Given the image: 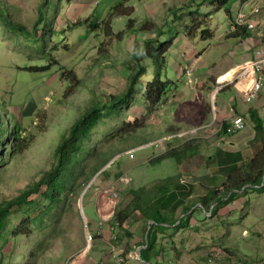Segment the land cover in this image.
<instances>
[{
  "label": "rangeland",
  "instance_id": "rangeland-1",
  "mask_svg": "<svg viewBox=\"0 0 264 264\" xmlns=\"http://www.w3.org/2000/svg\"><path fill=\"white\" fill-rule=\"evenodd\" d=\"M45 1L0 0V7L6 9L12 20L25 26L29 32L37 29L41 35V30L46 27L47 24L43 22L36 25L41 12L48 21L52 20L51 26L56 30V36L46 39L45 52L52 56V69L47 75L24 70L30 66H47L44 55L37 54L30 59L28 54L35 53L22 50L29 48L23 43L27 39L5 36L2 34L4 28L0 27V40H4L0 45V98L22 106L20 113L25 118L23 136L31 138L24 153L0 171V203L18 196L29 184L40 180L42 174L50 170L62 136L89 111L95 101L106 102L109 97L121 95L128 89L133 71V52L138 46L142 48L146 40L155 37L158 30L164 32L163 37H159V43L169 46L173 41L166 55L163 79H170L175 85L168 90L165 96L168 100L163 101L161 109L158 107L145 115V99L141 96V102L133 104L123 113L124 120L128 119L127 122L132 125L126 134H116L121 121L115 122L109 118L105 124L101 123L98 136L102 137L101 132H108L107 141L98 139L95 144L98 148L96 154L103 155L106 165H110L106 166L103 173L101 171L105 165L98 166L91 183L88 182L86 187L82 185L75 195V202L67 206L63 220L56 224L54 231H50L51 237L43 239L41 235L30 240L20 239L14 256L15 264H25L30 249L44 240L43 248L38 251L37 264H65L69 258L76 257L87 247L86 229L91 235H97L100 223L98 215L102 220L117 217L128 208L134 199L133 192L141 188V185L150 186L156 182L150 179H163L180 169L172 159L166 161L165 165L152 166L150 164L156 161L148 162L154 151L163 150L164 147L154 143L163 135L185 133L188 138L199 140L200 143L194 145H200L202 151L195 159H188L186 167L190 165L195 166L199 172L208 171L207 155L215 147L203 143V139H197L208 138L211 134L206 132L216 129L215 125H211L214 112L212 109L207 112V109L212 107L213 101L217 105L224 103L223 100L228 101V90H241L240 84L243 81L235 82L214 100L208 91L200 93L208 104L203 112L199 111L203 104L198 98L194 99L192 90L214 89L216 82L212 81L215 80L213 75L224 82L230 79L237 81L238 67L246 65L243 53L248 45L254 47L247 35H230L232 20L227 14V7L235 0H227L221 10H218L220 3L217 0H60V7L57 0H49L48 5ZM199 3H202L201 9ZM246 7L250 9L248 13H251L253 7L264 10V0H251ZM197 10H201L197 16L204 24L202 30H211L213 38L203 40L197 36L189 40L185 36V27L193 16L191 12ZM131 19L135 20L132 25L134 29L142 27L147 21L156 25H150L148 34H135L128 27ZM105 20L110 27L105 25ZM16 42H21L22 46ZM158 42L156 45L159 47ZM60 68L66 70V77L60 78ZM70 79L74 84L68 88L67 81ZM151 79L143 81L144 84H148ZM198 79L202 82L195 85ZM198 113L207 119L206 123L199 126L203 135L195 132L199 127L191 125L201 121ZM251 134L256 136L255 132ZM260 136L261 139L263 136ZM232 138L234 136L225 137L220 141V146L223 147L224 140ZM170 144L180 145L178 141ZM103 158L90 160L88 172H92L96 167L94 165L100 164ZM252 158L249 157V161ZM113 159L117 161L114 165L111 163ZM152 168L159 170L156 178ZM164 171L169 174L163 176ZM208 172L209 175L201 174L198 181L200 186H196L200 188L198 192L201 194L206 191L205 186L210 184L213 177ZM119 173L127 174L129 178L117 182ZM104 190L123 194L119 203L117 200L118 205L116 200H112L116 207L114 210L106 206ZM244 198L248 201L247 209L237 202L212 216L211 213L205 214L200 207L197 214H194L196 218L191 223L193 228L178 230L175 228L177 225H174L166 227L168 232L164 234L159 232V243L154 250L152 264H264V202ZM182 211L180 209L178 214H182ZM150 224L152 222L142 216L141 212L132 214L122 228L117 229L122 251L126 252L128 247L138 251L143 246L141 244L145 240L146 228ZM127 233L134 234V237H128ZM105 234L104 231L102 238H94L92 252L95 251V258L103 255L109 260L114 247L109 244V236ZM209 258H212V262L208 261ZM127 264L148 263L134 255Z\"/></svg>",
  "mask_w": 264,
  "mask_h": 264
},
{
  "label": "trees",
  "instance_id": "trees-1",
  "mask_svg": "<svg viewBox=\"0 0 264 264\" xmlns=\"http://www.w3.org/2000/svg\"><path fill=\"white\" fill-rule=\"evenodd\" d=\"M59 2L60 0H57V4L60 7ZM216 2L220 3L218 7V10H220L224 7L222 4L227 2V0H222V2L217 0ZM45 4H50L49 0H46ZM198 7L201 9L202 3H199ZM200 11L191 12L193 16L185 27V36L189 40H193L197 36H199L198 39L203 40L214 37V33L211 30H202L204 24L197 16L201 14ZM227 13L230 15L231 11L227 9ZM50 21L52 22V20ZM50 21L44 17L42 12L40 13L36 25L40 22L47 25L41 30V35H39L40 32L37 29L29 32L22 24L15 23L12 20V16L10 17L6 12V9L0 7V27L4 28L2 34L27 39L23 43H25V47L29 48L22 50L35 53L28 54V57L31 59L37 54L44 55L43 59L47 61V66H30L24 68V70L35 72V74L47 75L51 71L52 56L45 52V47L47 46V37L56 36V30H53ZM134 22L135 20L131 19L128 27L130 28L129 30H134L135 34L143 32L148 34L150 25L154 27L156 25L147 21L144 22L142 27L134 29L132 27ZM104 23L105 25L109 24L107 20ZM163 34V31L159 32L158 30L155 37L146 40L142 48L138 46L133 52V71L129 77L130 85L128 89L121 95L109 97L106 102L95 101L89 111L71 126L68 133L62 136L61 142L54 153V160L50 170L45 171L40 180L29 184L18 196L0 203V264H15L14 256L19 248L21 238L30 240L32 237H40L41 235L43 239L51 237L52 232L50 231H54L56 224L63 220L67 206L75 202V195L80 191L82 185L86 187V184L93 180L98 166L106 165L103 155L96 154L98 148L95 144H97L98 139L103 138L107 141L108 132L107 134L101 132L102 137L98 136L101 123L105 124L109 118L115 122L121 121V126H118L116 134H126L132 125L127 122L128 119L124 120L123 113H126L133 104L141 102V96L145 99L143 103V113L145 115L157 110L158 107L162 108L163 101L167 99H165V96L168 95V90H170L172 85H175L172 80L163 79V71L167 64L166 55L173 45V41L169 46L158 42L159 37L162 38ZM157 42L159 47L156 45ZM3 43L4 40H0V45ZM20 43L16 42L21 47ZM65 72L66 70L62 68L58 70L60 78L66 77ZM150 78L152 79L145 85L146 79ZM67 83L68 88H71L74 84L72 79L67 81ZM21 108V105H15L0 98V110H2V113L0 112V171L8 166L13 159L24 153L31 143V138L23 136L25 118L20 113ZM250 116L255 123L257 131L264 127L259 114L251 111ZM226 129L227 127L222 130V132H225L222 134L224 136L228 133ZM219 137L214 136L210 141L202 140V142L211 144L216 142ZM177 141L181 143L180 140ZM182 143L181 149H170L160 158H171L177 165H181L185 160H188L189 156L201 153L200 145H194L196 143L199 144V140H183ZM263 154L264 152L261 151L251 162L252 169L257 171L249 173L251 168L245 170L244 178L242 179L239 175L237 176L239 164L227 169L226 163L229 153L226 154V157L213 158V161L211 158L207 159L208 165L212 161V166L215 168L219 162L222 163L225 171L221 173H225L227 177L224 181V178H220L214 182L213 188L207 186L205 194L196 198L194 204L192 201L188 202V197L194 186L182 183L180 174L171 175L168 178L171 182L162 187L156 186L153 190L141 187L133 192L134 199L128 208L115 217L114 222L118 224L117 228H122L128 218L136 212H141L142 216L144 215L148 221L155 222V224L150 226V230L149 227L146 228L145 240L141 244L147 246L142 251V259L147 263H152L154 250L159 243L157 234L159 232L162 234L168 232L165 229L167 225L169 227L177 225L175 228L178 230L190 228L193 222V215L187 214L196 203H201L207 210H210L215 205L214 209H212V213L215 215L220 209L233 206L234 201L241 196L240 191L245 186H262L264 184V159H260V157ZM95 157H102L104 160L100 164L94 165L96 167L89 173L88 163L90 160L95 161ZM153 165H157V163ZM153 169L156 170V168ZM117 176L118 179L122 174L119 173ZM219 182H222V184L219 185ZM260 190L264 192V187ZM249 192L250 190L246 189L243 194L246 195ZM179 208H182L183 213L187 215L181 220L177 217ZM126 235L134 237V234L132 235L131 233ZM44 244L45 240L40 241L35 248L30 249L29 258L25 264H37L38 251L43 248ZM132 251H135L134 248L128 247L125 255ZM21 261L24 260L22 259ZM158 264L162 263L159 262Z\"/></svg>",
  "mask_w": 264,
  "mask_h": 264
},
{
  "label": "clouds",
  "instance_id": "clouds-1",
  "mask_svg": "<svg viewBox=\"0 0 264 264\" xmlns=\"http://www.w3.org/2000/svg\"><path fill=\"white\" fill-rule=\"evenodd\" d=\"M227 9H229L230 11H231V14L229 15L230 17H231V20H232V24H231V31H230V35L231 36H238V35H241V34H245L246 35V33H249V32H251V33H256V34H258L260 37H262L263 35H264V12L262 11V9L260 8V7H253L252 8V10H251V13H248L249 11H250V9H246L245 7H240V9L238 8V9H234L233 8V4H229L228 5V7H227ZM221 10V9H220ZM228 14V13H227ZM251 24H254L253 25V27H251ZM237 32H239L238 34H237ZM261 49H264V44H262V45H260L256 50H255V55H254V57H253V60L248 64V65H245V66H243L244 68L240 71V72H238L239 73V78H238V80L237 81H232L231 79L230 80H228L227 82H224L223 80H221V79H219V78H215L216 76H212V78L214 77L215 78V80H212V81H214V82H216L215 84H216V87L214 88V89H210V90H206V91H208V93H209V95H210V97H211V99L212 100H214L218 95H219V93L220 92H222V91H225L226 89H228V88H230L232 85H234L235 84V82H238V81H243V82H246V80H248V79H251V78H255V80H254V82H253V86H252V88L250 89L251 91H250V93L249 94H242V96L243 97H241V98H243V100L248 104V105H251V104H253V102H255L257 99H258V97L260 96V94L264 91L263 90V88H264V85L261 87V89H258V91H256V84H257V81H258V79H259V77H260V75H263L264 76V68H263V70H262V72L261 73H258V72H255V71H252V72H249V73H247V75H245V76H243L242 74H244L246 71H248L249 70V67L252 65V63H254L255 61H257L258 60V51H260ZM172 69V68H171ZM231 76H232V74H231ZM205 83H206V81H205V79L203 80ZM200 82H202V81H199V79L196 81V83H195V85H197V84H199ZM243 82H241V84L243 85ZM241 85V86H242ZM207 85L205 84V87H206ZM205 89V88H204ZM204 89H202V90H204ZM193 92H195V91H197V89H195V90H192ZM194 94V93H193ZM197 96H195V100L198 98V100H201V104H203V106H202V108L201 109H199V111H201V112H203V111H205L204 110V107H206L208 104H206L205 103V101H204V99L202 98V96L200 95V93H197L196 94ZM168 99H166V101H167ZM205 105V106H204ZM219 105V104H218ZM214 101H213V104H212V107L211 106H209V108L207 109V112H210L211 111V109H212V111L214 112V119H213V122H211V125H215L216 126V129L215 130H213V131H211V132H206V133H210L211 134V136H209L208 138H197V139H203V140H206V142H208V141H210L211 139H212V137H214V136H220L219 137V139H225V137H229V136H236V135H238L239 133H241V132H243V130L245 129H242V130H240V131H234L232 128H233V126H234V123H235V121L236 120H238V119H242L243 121H244V123H245V127L247 126L248 127V125H251V127L253 128V130H254V132L256 133V135H260V134H262V136L264 137V133H261L262 131H264V127L263 128H260V129H258V131H257V129L255 128V123L253 122V119H251V116H250V112L251 111H255L257 114H259V112H257L256 110H254L253 108H251L250 110H249V112L246 114V115H239V114H237V115H233V116H231V117H229V118H227V119H225V120H223V121H221V122H218L217 121V117H218V106ZM163 106V105H162ZM198 111V110H197ZM198 114H200V113H198ZM200 116H201V114H200ZM203 116V115H202ZM201 116V121L199 122V123H197V124H191L192 125V127H195V128H197V127H199V126H201L202 124H204V123H206L207 122V119L204 117H202ZM259 116H260V114H259ZM260 118H261V116H260ZM263 118H261V120H262ZM262 122H263V124H264V119L262 120ZM264 126V125H263ZM225 127H227V129H226V132L228 131V133L224 136V135H222L223 133H225V132H222V130L225 128ZM176 132V131H175ZM195 132L198 134H200V135H203L204 133H203V131L201 130V128L199 127V128H197V129H195ZM175 134V133H174ZM170 136H166V135H163L162 136V138H160V139H156L157 141H155L154 143H155V145H157V146H162V147H164L163 148V150L162 151H154L153 153H152V155L150 156V158L148 159V162H150V161H155V159L158 157L159 159L156 161V163H157V165L158 164H166L167 162L166 161H169L171 158H169V159H162V158H160L161 156H163L165 153H167L170 149H173V148H175V149H181L182 148V141L184 140V141H188V140H194V139H190V138H188L187 136H185V133L184 134H182V133H180V134H177V135H175V136H172L173 134H169ZM177 137H179V138H177ZM169 138H171V139H169ZM177 140H180L181 141V143H180V145H178V146H172L170 143H172V142H175V141H177ZM169 143V147L167 146V144ZM179 143V142H178ZM164 144H166V145H164ZM209 146L210 145H213V144H215V142L214 143H211V144H209V143H207ZM261 146H262V148L261 149H259L258 151H256V153H255V155H254V157L258 154V153H261V151H263L264 152V142H263V144H261ZM202 151V150H201ZM159 152V153H158ZM124 153V152H123ZM211 153H209L208 155H207V159H208V156L210 155ZM195 155H191V156H189L188 157V159L189 158H192V157H194ZM253 157V158H254ZM260 159H264V154L260 157ZM173 160V159H172ZM186 161V160H185ZM184 161V162H185ZM253 161V159L251 160V162ZM116 160L115 159H113L112 161H111V163L114 165V164H116ZM183 162V163H184ZM182 163V164H183ZM164 164V165H165ZM181 164V165H182ZM107 165H110V164H107ZM107 165H105V167L102 169V171H101V173H103L104 171H105V169H106V166ZM150 165H152L153 166V164H150ZM180 165H178V167H179ZM252 167V164H251V166L250 167H248L247 165H244V171L245 170H249L250 168ZM164 168V167H163ZM165 172V174L163 175V176H165V175H168L169 174V172L168 171H164ZM175 172L177 173V174H180L179 173V169H177V170H175ZM170 173L167 177H165V178H163V179H160V178H156L157 177V175H158V173H159V170L156 168V170L155 169H153L152 168V174L154 175L155 174V178L156 179H153V180H151L150 179V181H156L155 183H156V185L155 186H153V187H150V186H146V185H141L142 187H146V189H148V190H153L154 189V187H156V186H160V187H162L163 185H167V184H169L171 181H169L168 180V178L171 176V175H175L176 173ZM122 174V176L121 177H119L118 179H117V182H123L122 181V178H125V177H127V178H129V176L127 175V174H123V173H121ZM183 177H185V176H183ZM183 177H182V183H184V184H186V181H184V179L185 180H187L186 178H184L183 179ZM213 178H214V176L212 177V179H211V181H210V184L209 185H207L208 187H210L211 185H212V183H213ZM131 180V179H130ZM146 182V181H145ZM91 183V182H90ZM197 185H199L198 183H196ZM200 186V185H199ZM207 186H205V190H206V187ZM256 187H258V189L257 190H259V192L258 193H260L261 192V188H263L264 187V184L262 185V186H253V185H247V186H245L244 188H243V190L242 191H240V194H241V196L242 195H244L243 194V192L244 191H246V189H248V190H251L252 188H256ZM151 188V189H150ZM107 189V188H106ZM206 192V191H205ZM103 193L105 194V198L106 199H108L109 198V196H108V192H105V190L103 191ZM116 194H117V196H116V198H115V200H116V204H117V200H118V203H119V201H120V198H121V192H115ZM248 194V193H247ZM241 196L236 200V201H234V203H237V202H240V203H242L243 204V208H245V209H247V207H246V205H247V203H248V201H245V198H244V200L241 198ZM245 197H249L252 201H253V199L251 198L252 197V194H249V195H244ZM226 199H228V198H226ZM241 200V201H240ZM118 205V204H117ZM195 205H197L196 207H195ZM194 206H193V210H191L187 215H193V217L192 218H196L195 217V215L194 214H197V209L198 208H200V207H203V210H204V213L205 214H209V213H211V215L212 216H215V215H217V214H215V215H213V213H212V209H214V207H215V205H213L212 207H211V209L210 210H207L201 203H196ZM114 208H116L115 207V203L113 204V208H112V210H114ZM180 209H182V208H179V210L177 211V217L181 220L182 218H185L187 215H185L184 213H183V211H182V214H178L179 213V211H180ZM183 210V209H182ZM221 210V209H220ZM198 215H200V214H198ZM98 217H99V220H100V223H99V225H98V228H97V235H95V234H93V235H91L90 233H89V231H87V229H86V236H87V242H88V245H87V247L86 248H84L80 253H79V255H77L76 257H72V258H69V260L65 263V264H79L80 263V259H81V257L82 256H84V255H86L89 251H90V249H91V247H92V243L94 242V238H102L103 237V232L104 231H109V234H110V239H109V244L111 245V246H113V247H115L116 249H118L119 250V253H120V257L122 258H124L125 259V261L122 263V264H127V262H128V260L129 259H133V256L135 255L136 257H137V259H140L142 262H145L143 259H142V255H141V257L139 258V255H138V252H139V250L140 249H142L141 250V254H142V251L144 250V249H146L147 248V246H142L138 251H132V252H130V254H128V255H125V252H123L122 251V249H121V247H120V244L118 243V240H119V237H117L118 236V234H117V226H118V224L116 223V222H114V220H115V217L113 218H109L106 222H103L102 223V221H101V218H100V215H98ZM149 222H152V224H150L149 225V230H150V226L151 225H153V224H155V222L154 221H149ZM179 223V222H178ZM86 226H87V224H86ZM169 225H167V227H168ZM173 227V226H172ZM190 228H193V227H190ZM173 250V249H172ZM173 251H175V250H173ZM161 252V251H160ZM172 252V251H171ZM176 252V251H175ZM175 252H172V253H175ZM115 252H113V254L111 255V258L109 259V260H105V259H101V260H99L98 261V264H117V262H116V258H115ZM72 260H73V262H72ZM153 260H154V258H153ZM209 262H212V258H209V260H208ZM147 263V262H146ZM159 263V262H158ZM157 263V264H158ZM148 264H152V263H148ZM163 264V263H162Z\"/></svg>",
  "mask_w": 264,
  "mask_h": 264
},
{
  "label": "crops",
  "instance_id": "crops-1",
  "mask_svg": "<svg viewBox=\"0 0 264 264\" xmlns=\"http://www.w3.org/2000/svg\"><path fill=\"white\" fill-rule=\"evenodd\" d=\"M251 0H242L241 2L238 0L233 1V8L234 9H240V7H245L246 9H248L246 6L247 4L250 2ZM262 9V8H261ZM262 11L264 12V10L262 9ZM246 35L248 36L250 42L254 43V47H250L248 45V47L246 48V50L243 53L244 56V60L246 62V65H248L252 60L253 57L255 55V50L262 44H264V35L262 37H260L258 34L256 33H246ZM233 64V63H232ZM235 65V64H233ZM245 66V65H244ZM243 66L238 67L239 72L243 69ZM216 76V75H214ZM218 78V77H215ZM255 78H251L246 80V82H243V85L240 84L241 90H228L229 91V100H223L224 103L219 104L218 106V117H217V121L221 122L231 116H233L234 114L237 115H246L249 110L251 108H253L254 110H256L257 112H259L261 118L264 119V91L260 94V96L258 97V99L253 102V104L248 105L244 100L242 96V94H249L250 93V89L253 86V82H254ZM242 85V86H241ZM226 91V90H225ZM206 90H197L195 92H193L194 96H197V93H205ZM262 119V120H263ZM193 124V123H192ZM251 132H254L253 128L251 127V125H248V128L245 132L239 133L238 135L234 136V138H232V140H224V145L223 147L220 146V141H223V139H218L215 144L211 145L210 147H215V150L211 152V155L208 156V159L211 158V160L213 161V158H220V157H226V154L229 153V156L227 157V169L231 168L234 165H238L239 166V171L237 173V176L239 175V177L242 179L244 178V165H247L248 167L251 166V161H249V157H254L256 151H258L259 149L262 148L261 144H263L264 142V137H262L260 139V135H256L260 140L259 142H257V137L251 134ZM261 133H264V131H262ZM226 146V147H224ZM214 155V156H213ZM199 155H195L194 159L196 157H198ZM159 158H156L155 161H157ZM190 159V158H189ZM253 159V158H252ZM251 159V160H252ZM188 160H186L182 165H180V169H179V173L181 175V177L183 176H192V177H183L186 178L187 180L184 179V181H186V183L188 184V186L193 185L194 189L193 191H191L189 197H188V202L192 201L193 204L196 201L195 199L202 196L204 193H199L198 190H200V188H196L197 185L196 183H198V181L200 180V176L203 173L204 175H209L207 173H209L208 171H210V173L214 176L213 178V183L209 188H213L214 182H216L218 179L220 178H224L223 181L225 180V178L227 177V175L225 176V173H221L224 172L225 170L222 167V163H218L216 168L212 166V161L211 163L209 162V166L208 165V161H207V170H204V172L202 171H197L195 166H187L186 167V163ZM153 162V161H151ZM257 170L251 169L249 170V173H255ZM196 177V178H193ZM222 181V182H223ZM156 183H153L150 185V187L155 186ZM191 189V190H192ZM258 187L256 188H252L250 190L249 194H252V196L254 197L253 200L255 201H261L264 202V192H260L257 193L256 191ZM241 198L244 200V195L241 196ZM194 200V201H193ZM257 207V205H256ZM104 236H109L108 237V242L110 239V234L109 231H105ZM122 247V246H120ZM92 248L93 245L90 249V251L81 257L80 259V263L79 264H98V261L101 259H105L104 256H100L95 258L93 256L94 252H92ZM96 254V253H95ZM106 260V259H105Z\"/></svg>",
  "mask_w": 264,
  "mask_h": 264
},
{
  "label": "built area",
  "instance_id": "built-area-1",
  "mask_svg": "<svg viewBox=\"0 0 264 264\" xmlns=\"http://www.w3.org/2000/svg\"><path fill=\"white\" fill-rule=\"evenodd\" d=\"M254 24H251V27H253ZM264 68V49H261L260 51H258V60L255 61L254 63H252V65L249 67V70L246 71L244 74H242L243 76L247 75V73L249 72H252V71H255V72H258V73H261L262 70ZM264 85V76L263 75H260L258 81H257V84H256V91H258V89H261V87ZM245 128V123L242 119H238L235 121L234 123V126H233V130L234 131H240L242 129ZM108 196H109V200L106 199V201L104 200V202L106 203V206L112 210L113 208V204L114 202L112 201L113 199L115 200L117 194L114 192V191H111L108 193ZM101 218V216H100ZM108 219L106 218L105 220H102L101 218V221L102 223L103 222H106ZM114 252H115V258H116V262L117 264H122L125 259L122 257H120V253L118 252V250L114 247Z\"/></svg>",
  "mask_w": 264,
  "mask_h": 264
},
{
  "label": "water",
  "instance_id": "water-1",
  "mask_svg": "<svg viewBox=\"0 0 264 264\" xmlns=\"http://www.w3.org/2000/svg\"><path fill=\"white\" fill-rule=\"evenodd\" d=\"M141 250L142 249H140L139 252H138L139 258L141 257Z\"/></svg>",
  "mask_w": 264,
  "mask_h": 264
},
{
  "label": "bare ground",
  "instance_id": "bare-ground-1",
  "mask_svg": "<svg viewBox=\"0 0 264 264\" xmlns=\"http://www.w3.org/2000/svg\"><path fill=\"white\" fill-rule=\"evenodd\" d=\"M190 70V69H189ZM158 158V157H157Z\"/></svg>",
  "mask_w": 264,
  "mask_h": 264
}]
</instances>
